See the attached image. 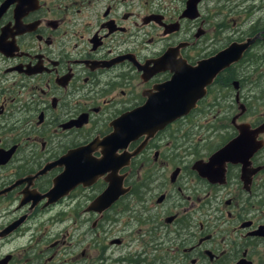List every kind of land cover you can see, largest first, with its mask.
<instances>
[{"label":"flooded vegetation","instance_id":"obj_1","mask_svg":"<svg viewBox=\"0 0 264 264\" xmlns=\"http://www.w3.org/2000/svg\"><path fill=\"white\" fill-rule=\"evenodd\" d=\"M0 264H264V0H0Z\"/></svg>","mask_w":264,"mask_h":264},{"label":"water","instance_id":"obj_2","mask_svg":"<svg viewBox=\"0 0 264 264\" xmlns=\"http://www.w3.org/2000/svg\"><path fill=\"white\" fill-rule=\"evenodd\" d=\"M167 88L170 89L171 101L165 103L166 106L162 111L163 117L155 119V122L158 123V126L154 127V129L161 128L164 124L186 114L190 108L194 106L195 101L199 97L197 75H193L192 78L175 79L167 84ZM133 122L132 119H130V125L127 127L130 131L136 129V126L133 124ZM89 171L90 173L94 172L92 169Z\"/></svg>","mask_w":264,"mask_h":264}]
</instances>
